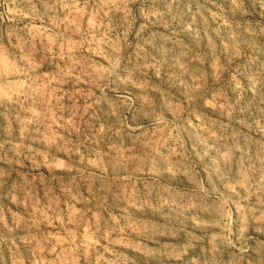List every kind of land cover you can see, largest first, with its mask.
I'll list each match as a JSON object with an SVG mask.
<instances>
[{"label": "rangeland", "instance_id": "1", "mask_svg": "<svg viewBox=\"0 0 264 264\" xmlns=\"http://www.w3.org/2000/svg\"><path fill=\"white\" fill-rule=\"evenodd\" d=\"M0 264H264V0H0Z\"/></svg>", "mask_w": 264, "mask_h": 264}]
</instances>
